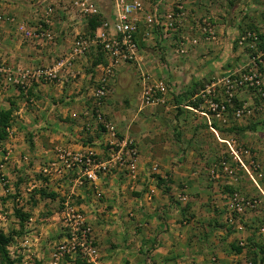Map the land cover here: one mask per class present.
I'll return each mask as SVG.
<instances>
[{"label":"rangeland","instance_id":"rangeland-1","mask_svg":"<svg viewBox=\"0 0 264 264\" xmlns=\"http://www.w3.org/2000/svg\"><path fill=\"white\" fill-rule=\"evenodd\" d=\"M92 1L102 14L110 10L106 0ZM69 2L55 0L54 11V5H48L52 38L33 45L48 53L49 60L32 67L48 66L66 51L67 42H59L60 37L71 43L76 34H87V17L67 13ZM146 3L151 5V0ZM183 10L184 20L174 23L175 30L163 37L155 27L144 28L137 44L139 66L122 64L129 81L122 84L114 76L107 86L101 113L119 134L126 133L135 142L142 170L137 169L134 180L122 172H110L116 176L107 173L104 185L72 187L64 179H55L53 173H44L55 147L88 140L85 147L103 149L102 138L100 145L92 143L101 133L99 127L86 130L79 118L70 116L83 107L78 110L63 103L68 92H72L70 97L80 92L85 95L95 86L93 78L86 79L98 58L94 47L74 62L80 74L41 83L45 87L41 96L35 97L34 84L25 90L0 87V108L12 110L11 127L0 142V231H18L13 208L29 216L22 233L14 235L7 246L13 264H51L50 255L62 241L58 213L67 197L83 214L101 264H155L147 251L154 246L153 234L179 237L181 231L186 238L189 234L188 241L168 242L178 244V253L187 255L184 260L167 258V264H264V92H236L219 117L195 97L215 78L243 71L253 56H262L264 0H201L192 9L197 12ZM145 11L150 12V7ZM163 12L156 9L159 15ZM202 20L213 29L214 40L200 34ZM61 28L66 29L64 36L59 34ZM19 39L9 33L5 41L15 44ZM154 80L165 84L163 103L142 104V88ZM72 84L77 86L73 91L69 89ZM185 91L189 93L184 95ZM177 96L178 103L174 101ZM196 100L193 109L190 103ZM243 103L244 110L235 116ZM38 189L56 197L41 199ZM167 220L168 226H174L165 230ZM231 246L240 247V253ZM199 250L207 255L195 257ZM75 261L65 257L56 264Z\"/></svg>","mask_w":264,"mask_h":264},{"label":"built area","instance_id":"built-area-1","mask_svg":"<svg viewBox=\"0 0 264 264\" xmlns=\"http://www.w3.org/2000/svg\"><path fill=\"white\" fill-rule=\"evenodd\" d=\"M110 4L108 13L102 14L92 0H70L67 13L79 17L99 16V25L90 34H76L64 53L48 66L26 67L10 66L0 63V87L12 86L25 90L31 84L57 82L61 79L74 78L72 66L77 59L82 58L87 49L94 47L103 54L104 65L99 66V74L95 86L90 92L88 103L78 113H71V118H79L85 129L91 126L101 128V137L105 152L97 154L89 148L55 147L44 173H53L55 179L74 175L72 187H79L84 182L93 183L99 175L110 172H123L130 180L137 174L138 154L135 142L126 134H119L115 125L106 120L102 113L103 100L107 94V86L122 64H140L137 54L138 45L135 36L141 27H156L160 37L175 30L174 23L183 21L184 10L182 0H171L165 11L159 15L156 9L162 0H156L153 5H147V0H106ZM146 6L151 11L146 12ZM66 6H63V9ZM51 10L46 7L39 18L16 21L13 16L1 18L0 23L7 22L15 26L16 34L25 41L42 42L52 38L50 30ZM198 23V22H197ZM199 32L205 39L214 40L213 29L204 20L199 24ZM249 37V35H248ZM195 44L194 41L191 42ZM182 46V42L179 43ZM183 50L180 48L179 53ZM264 52L262 56H253L250 64L239 72H230L215 78L197 94L206 110L219 117L231 105L236 92L249 90L264 92ZM144 80V74L140 75ZM165 84L154 80L148 86H143L140 101L142 104L163 103ZM263 96V93H261ZM245 108V103L236 109L239 116ZM152 171L156 170L152 166ZM62 241L53 249L50 255L51 264H56L67 257L79 260L84 264H101L98 250L95 246L90 228L81 212L74 209L68 197L61 202L58 213ZM6 249H8L6 247Z\"/></svg>","mask_w":264,"mask_h":264},{"label":"crops","instance_id":"crops-1","mask_svg":"<svg viewBox=\"0 0 264 264\" xmlns=\"http://www.w3.org/2000/svg\"><path fill=\"white\" fill-rule=\"evenodd\" d=\"M31 0H0V14H5V15H10V16H16L17 18L20 17V19H16V21H20L22 19H26V20H31L33 21L34 19H36V17L46 8L48 7V5H54L53 8H51L53 11L55 10V0H35L34 2H31ZM171 0H162V3L160 6H158V10H160V12H163V9L165 10L166 6L170 3ZM183 1V8L190 13H195L196 10H192L195 8H198L199 3L201 2V0H182ZM153 2H156L155 0H151V4H153ZM195 5H192V4ZM38 4V6H36ZM58 6V5H57ZM33 7V8H32ZM197 12V11H196ZM53 13V12H52ZM10 16H6V17H10ZM144 30V26L141 27L138 35H137V39L138 42L139 40H142L140 38L141 36V31ZM66 32V29H60V36H64ZM9 33L13 34L14 37L18 36L16 34L15 31V26L9 23H2L0 24V63H4L6 65H10V66H26V67H32L34 64L41 62L42 64H46L49 60V58H47L48 53H45L42 51V49H35V46L33 44H38L40 45V42H30V41H25L22 38H20L19 36V40L16 41V45L12 44V42H7L5 41L7 37H9ZM60 37L59 42H67V47H69L70 45V40H66L67 38H63ZM23 42H22V41ZM8 41H11L8 39ZM21 41V42H20ZM64 41V42H63ZM20 42V43H19ZM59 47L57 48V52L59 53L61 50L60 48V43L58 45ZM65 47V49L67 48ZM141 47V46H140ZM57 53V54H58ZM56 54V55H57ZM81 62V61H80ZM99 66L97 65L95 67H93V72H89L87 75V80L90 81L93 78V81H96L98 74L97 71H99ZM73 73L75 74H80L79 71V65L78 64H74L73 68H72ZM127 71H126V66L122 65L120 66L117 71H116V75H115V80L122 82V84H124V82H128L129 81V77H127ZM80 77H82V75H80ZM85 77V76H84ZM60 86V85H57ZM74 87H77L75 85H71L69 87V89H71L73 91ZM44 85L43 84H34L33 87V92H35V97L37 96H41V91L44 90ZM78 90V88H76V91ZM73 92L75 94H77L78 92ZM72 92H68L67 95L69 96L68 98H64V105L66 104H71V106H74L75 108H78V110H81V108L86 105L88 103V97L90 95V92H80V94H78L77 96L73 97L71 95ZM3 95H1L0 92V102L2 101ZM74 101H72L73 103L69 102L67 103V101L69 99H71ZM108 102L109 100L104 103V107L108 108ZM108 104V105H107ZM1 109V108H0ZM4 109V108H2ZM82 123V122H81ZM101 131V128H99ZM101 133H99V135L97 136V138L95 140H93V144L95 145H100L101 143ZM91 143V144H92ZM103 145V143H102ZM88 146V140L87 143L85 142H81L78 145H71L69 146L70 148L73 149H77V148H89V147H85ZM91 149V148H89ZM101 149V148H100ZM94 150L91 149L92 151H94L97 154H101L103 152H105V148L103 146V149L101 150ZM142 163L141 161L138 159L137 162V169L138 170H142L141 168ZM155 166V165H153ZM152 168V167H151ZM155 172V171H153ZM123 173V172H122ZM177 173V172H175ZM112 174V176H116V173H110ZM107 174L105 175H99L97 177V179L95 180V182L90 183V182H84V186L86 185V187H90L92 185V188H95L96 186H101L107 183L106 179H107ZM75 176L74 175H69L67 177H63L62 179H64L62 182L66 181V184H72L73 178ZM173 178V176H172ZM112 182V180H110ZM82 184V185H83ZM81 185V186H82ZM167 208V206H159V208ZM159 212V211H158ZM169 220L165 221V225L163 227V229L166 230V226H168ZM160 226V225H158ZM173 223L171 225H169L168 227H173ZM171 234V233H170ZM170 234H153L154 237V246L152 247V249L147 250L150 257H152L154 259V263L157 264L158 261L159 264H167L168 260L167 258H171L172 256H179L180 259L185 258V256L187 255V253L183 252V254H179L178 251H180V248H177L176 246L178 244H171L168 242V240H170L172 243L173 242H183L185 240L188 241V236L189 234H187V238H186V234H184L183 231H181V236L179 235V237L177 236V234H171L173 236H171ZM176 236L178 237V239L176 238ZM163 242V243H162ZM179 247V246H178ZM204 255H207L205 252L204 254L197 251L195 252V257L197 258H202ZM159 258V259H158ZM164 259V260H163ZM163 260V261H162ZM183 264H190V261H184Z\"/></svg>","mask_w":264,"mask_h":264},{"label":"trees","instance_id":"trees-1","mask_svg":"<svg viewBox=\"0 0 264 264\" xmlns=\"http://www.w3.org/2000/svg\"><path fill=\"white\" fill-rule=\"evenodd\" d=\"M153 4H154V2H153ZM153 4H151V5H153ZM99 21H100V17L98 15L97 16H90V17L86 18V28H87L86 32H87V34H90L95 29V27H97L99 25ZM136 37L137 36H135V40H136L137 44H139L138 39ZM258 38L261 42L260 47L261 46L263 47L262 38H260L259 36H258ZM158 39L161 40L160 37H158ZM263 49H264V47H263ZM96 50H97L98 58L96 59L95 62L92 63L93 67H95L97 65H104L105 64L102 52H100L99 49H96ZM262 60H264V59L262 58ZM188 93L189 92L185 91L184 95L188 94ZM178 98H180V97L177 96L174 98V101L176 103H178V101H179ZM190 105H191L190 107L194 109L198 105V100H196V102L190 103ZM11 124H12V110L10 108L0 109V142L6 139L7 133L11 127ZM157 181L159 184H162V180L160 178H157ZM36 191H37L36 194L41 199H54L56 197L55 193L44 192L41 189H38ZM34 204H35V202H34V200H32L31 205H34ZM13 215L17 219L18 231H16V232L10 231L7 234H3L0 231V264H13L12 261L8 257L6 247L9 246V244L12 241V237L14 235H18V234L22 233L21 231L23 230V222L26 221L29 217L26 212H22L19 208H13ZM262 222H264V218H263ZM231 248L235 251L236 254L240 253V249H241L240 247L231 246ZM75 264H84V263H81L79 260H76Z\"/></svg>","mask_w":264,"mask_h":264}]
</instances>
